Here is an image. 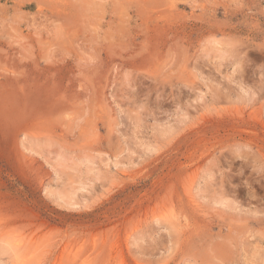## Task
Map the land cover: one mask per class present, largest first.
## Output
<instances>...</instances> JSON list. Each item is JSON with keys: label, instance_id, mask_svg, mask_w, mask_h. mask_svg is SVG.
<instances>
[{"label": "rangeland", "instance_id": "374dc122", "mask_svg": "<svg viewBox=\"0 0 264 264\" xmlns=\"http://www.w3.org/2000/svg\"><path fill=\"white\" fill-rule=\"evenodd\" d=\"M0 264H264V0H0Z\"/></svg>", "mask_w": 264, "mask_h": 264}]
</instances>
